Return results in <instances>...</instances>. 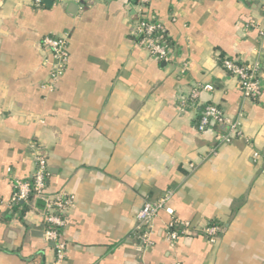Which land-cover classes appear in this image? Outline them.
Returning <instances> with one entry per match:
<instances>
[{
  "label": "crops",
  "instance_id": "crops-1",
  "mask_svg": "<svg viewBox=\"0 0 264 264\" xmlns=\"http://www.w3.org/2000/svg\"><path fill=\"white\" fill-rule=\"evenodd\" d=\"M141 17L161 24L166 60L137 44ZM250 22L264 26L260 0H0V264H264V41ZM62 35L54 80L41 42ZM225 57L259 60L258 98ZM207 103L240 119L241 135L220 141L225 122L198 131ZM38 157L44 192L72 198L60 261L43 202L13 200ZM167 192L172 214L158 211L145 247L136 213ZM172 217L189 227L169 242Z\"/></svg>",
  "mask_w": 264,
  "mask_h": 264
},
{
  "label": "built area",
  "instance_id": "built-area-1",
  "mask_svg": "<svg viewBox=\"0 0 264 264\" xmlns=\"http://www.w3.org/2000/svg\"><path fill=\"white\" fill-rule=\"evenodd\" d=\"M36 6H39L43 0H31ZM78 1V0H77ZM137 1L145 4L149 0H127ZM262 13L264 16V0H260ZM251 27H256L259 37L264 41V26H258L255 22H250ZM137 44L144 48L147 53L159 59L166 60L169 56L168 43L161 24L153 17H141L138 19L133 30ZM42 47L48 50L54 59L51 68V79H56L64 70L68 53L67 38L62 36H46L42 39ZM222 67L237 79V85L242 95L249 99H256L261 93L260 71L261 64L259 60L240 61L237 58L225 57L221 60ZM199 89H211V86L204 84L190 91L189 99L195 100L198 96ZM186 98V97H185ZM184 98V99H185ZM225 122L228 124V132L220 138L222 142H228L235 136L241 135L240 119L229 120L226 114L214 103L203 105L199 112L196 122L198 131H205L212 124ZM257 156V153H254ZM46 162L42 157L36 159V166L30 178V181L17 180L15 183L16 192L14 201L28 202L30 194L33 192V198L40 199L44 204V222L46 227L43 230L44 238L52 241L57 261L64 257L66 248L65 242L59 236V228L65 223L64 213L68 206L72 204V198L63 194L50 195L44 192L46 179ZM171 192H167L156 201H146L136 213V231L146 247L150 243L149 236L152 232L154 217L158 211L164 209L168 214H172V210L166 207ZM189 227L187 222L170 218L165 224V235L169 242L175 241L181 232H185ZM218 230L217 226H210L203 231L210 239L213 240Z\"/></svg>",
  "mask_w": 264,
  "mask_h": 264
},
{
  "label": "trees",
  "instance_id": "trees-1",
  "mask_svg": "<svg viewBox=\"0 0 264 264\" xmlns=\"http://www.w3.org/2000/svg\"><path fill=\"white\" fill-rule=\"evenodd\" d=\"M30 181V180H29ZM33 198V192L30 194V196H29V200H31ZM28 200V201H29ZM20 201V200H19ZM18 201V202H19ZM23 204V203H22ZM27 208V205H23V209L25 210Z\"/></svg>",
  "mask_w": 264,
  "mask_h": 264
}]
</instances>
